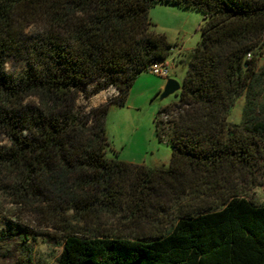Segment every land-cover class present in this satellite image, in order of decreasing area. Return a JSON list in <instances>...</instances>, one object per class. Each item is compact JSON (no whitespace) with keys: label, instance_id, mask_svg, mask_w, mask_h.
<instances>
[{"label":"trees","instance_id":"16d2710c","mask_svg":"<svg viewBox=\"0 0 264 264\" xmlns=\"http://www.w3.org/2000/svg\"><path fill=\"white\" fill-rule=\"evenodd\" d=\"M158 3L203 14L178 99L154 120L166 169L107 158L104 130L171 51L148 16ZM263 31L264 0H0V176L55 219L54 264H264V203L241 185L264 174ZM89 85L117 96L85 113ZM21 256L31 264V246Z\"/></svg>","mask_w":264,"mask_h":264},{"label":"rangeland","instance_id":"374dc122","mask_svg":"<svg viewBox=\"0 0 264 264\" xmlns=\"http://www.w3.org/2000/svg\"><path fill=\"white\" fill-rule=\"evenodd\" d=\"M154 31L163 34L172 46L166 58L167 77L154 75L150 71L139 74L130 87L123 104L111 105L104 122L105 135L109 143L106 157L134 165L166 169L170 158V145L166 139L160 141L155 133V117L165 106L177 101L173 93L165 98L160 95L168 79L182 82L186 65L182 62L200 40L199 26L203 14L195 9L181 8L167 3L155 4L148 11ZM264 64V54L258 66ZM19 63H8L6 73L20 71ZM94 88L89 85L79 93L76 108L87 113L102 107L117 96L114 88L86 97ZM243 99L232 109L231 119L240 122ZM165 121V117H159ZM7 145L0 136V148ZM243 194L257 204L264 203V174L242 184ZM9 177L0 176V264H18L25 245L31 246V264H54L62 248V233L55 228V219L48 214H37L34 208L17 202L12 195ZM115 222V225L119 224ZM120 227V226H118Z\"/></svg>","mask_w":264,"mask_h":264},{"label":"built area","instance_id":"2783aa9c","mask_svg":"<svg viewBox=\"0 0 264 264\" xmlns=\"http://www.w3.org/2000/svg\"><path fill=\"white\" fill-rule=\"evenodd\" d=\"M262 38H264V31L262 33ZM245 58L247 60H249L251 58V53L246 54ZM149 71L151 73H153L154 75H158L161 77H167L168 76V70H167L166 66L163 64H153L150 67Z\"/></svg>","mask_w":264,"mask_h":264},{"label":"water","instance_id":"95a60500","mask_svg":"<svg viewBox=\"0 0 264 264\" xmlns=\"http://www.w3.org/2000/svg\"><path fill=\"white\" fill-rule=\"evenodd\" d=\"M180 89V84L178 82H176L175 80L172 79H168L166 81V84L163 88V91L160 95L161 98H165L173 93L178 92Z\"/></svg>","mask_w":264,"mask_h":264}]
</instances>
